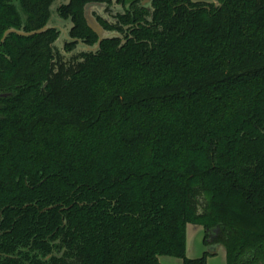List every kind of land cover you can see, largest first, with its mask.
<instances>
[{
    "label": "trees",
    "instance_id": "1",
    "mask_svg": "<svg viewBox=\"0 0 264 264\" xmlns=\"http://www.w3.org/2000/svg\"><path fill=\"white\" fill-rule=\"evenodd\" d=\"M142 1L0 0V264H264V0Z\"/></svg>",
    "mask_w": 264,
    "mask_h": 264
},
{
    "label": "rangeland",
    "instance_id": "2",
    "mask_svg": "<svg viewBox=\"0 0 264 264\" xmlns=\"http://www.w3.org/2000/svg\"><path fill=\"white\" fill-rule=\"evenodd\" d=\"M144 1H145L144 3H147L149 0H144ZM208 1L214 2L215 4L218 3L216 0H208ZM56 3H54V5L52 6L53 9L55 8ZM98 10L100 9L98 8ZM53 15L54 14H52V18H53L52 21L54 22V24L55 23L58 24V26H60L62 31L60 35V39L56 42L57 47L61 49L63 44V35L65 33L64 29L66 30L70 26V21L61 20ZM203 234H204V229L201 225H196L191 223L187 224L186 256L190 258L199 257L203 254L204 251L207 250L209 252L212 251V254L207 255V264H226L224 248L222 246H216L215 250H213L212 247L207 246L203 242ZM159 261L162 264H180L181 262V260L176 257L163 256V255L159 256Z\"/></svg>",
    "mask_w": 264,
    "mask_h": 264
},
{
    "label": "water",
    "instance_id": "3",
    "mask_svg": "<svg viewBox=\"0 0 264 264\" xmlns=\"http://www.w3.org/2000/svg\"><path fill=\"white\" fill-rule=\"evenodd\" d=\"M142 2L144 3L145 1L143 0ZM98 8L99 9L102 8V5L98 4V3H89L84 8V14H85V18H86L88 26L91 27L98 35V41H97V44H96V46L94 48L98 47L100 41L104 37L108 36V33L106 31H104V29L100 26V24L94 19L92 14H90L93 9L98 10ZM47 27L48 26L46 25V26H44L41 29L30 31V32H24V31L13 29V28L7 29L4 32L1 40H3L8 33H17V34H20V35H32V34H35L37 32L42 31L43 29H46ZM2 95H5V94H0V96H2Z\"/></svg>",
    "mask_w": 264,
    "mask_h": 264
},
{
    "label": "crops",
    "instance_id": "4",
    "mask_svg": "<svg viewBox=\"0 0 264 264\" xmlns=\"http://www.w3.org/2000/svg\"><path fill=\"white\" fill-rule=\"evenodd\" d=\"M193 1H207L208 2V0H193Z\"/></svg>",
    "mask_w": 264,
    "mask_h": 264
}]
</instances>
